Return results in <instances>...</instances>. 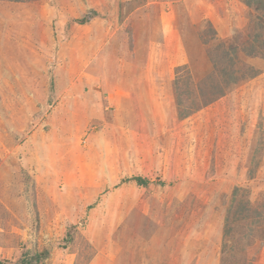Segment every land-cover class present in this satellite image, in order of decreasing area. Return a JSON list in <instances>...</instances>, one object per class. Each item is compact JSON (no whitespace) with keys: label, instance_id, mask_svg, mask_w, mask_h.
<instances>
[{"label":"rangeland","instance_id":"1","mask_svg":"<svg viewBox=\"0 0 264 264\" xmlns=\"http://www.w3.org/2000/svg\"><path fill=\"white\" fill-rule=\"evenodd\" d=\"M244 1L0 0L4 264H264V224L221 252L234 188L264 205Z\"/></svg>","mask_w":264,"mask_h":264},{"label":"trees","instance_id":"2","mask_svg":"<svg viewBox=\"0 0 264 264\" xmlns=\"http://www.w3.org/2000/svg\"><path fill=\"white\" fill-rule=\"evenodd\" d=\"M10 2H15V3H27L30 2L31 0H8ZM245 4L248 7L252 6H257L258 9L264 10V0H245ZM90 18H85L81 24H85L86 22L89 21ZM259 35L255 34L252 37V40L249 38L248 40V45H246L247 48H244L243 51L248 56L255 57L258 55V50L255 47V44L259 42ZM177 105L179 107L180 102H179V95H177ZM196 108L192 109H185L184 111L179 109L178 115L181 118H186L191 116L193 113H195ZM136 182H139L140 184L143 185L144 181L141 179H136ZM242 194L240 197V200L238 202V211L235 214H232L229 212L226 216L225 219V225H224V230H223V245H222V254L225 253V249L227 247V242L225 241V238H232L237 242V249L238 250H244L245 247L250 246L253 236L256 238L258 237L255 233V228L257 226H260L264 224L262 222L264 220V205H262L261 208L256 207L253 203L250 201V191H243L241 187H235L233 190V198L234 200L239 196V194ZM244 224L247 226H243L242 229L236 230L235 226L237 224ZM246 230V231H245ZM261 236V235H260ZM259 236V237H260ZM262 238V237H261ZM262 240V239H261ZM246 262V260H245ZM0 264H4L2 260H0Z\"/></svg>","mask_w":264,"mask_h":264}]
</instances>
